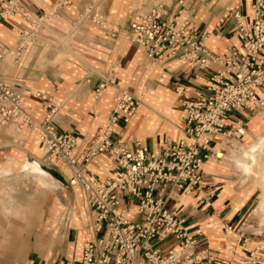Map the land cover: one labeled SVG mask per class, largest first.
Wrapping results in <instances>:
<instances>
[{
  "label": "crops",
  "instance_id": "crops-1",
  "mask_svg": "<svg viewBox=\"0 0 264 264\" xmlns=\"http://www.w3.org/2000/svg\"><path fill=\"white\" fill-rule=\"evenodd\" d=\"M21 1L34 15L47 14L50 19L44 22L39 43H32L18 61L5 56L0 62V75L23 96L35 121L49 118L58 131H71L80 151L88 150L100 137L122 90L133 93L140 105L128 123L114 125V139L125 140L130 149L140 143L156 154L171 144L192 142L184 129L186 116L181 99H196L207 93L208 80L221 65L202 68L188 60L147 57L131 39L130 24L138 13L160 7L166 21L187 25L196 33L207 32V47L222 57L232 48H242L233 15L236 6L241 7L246 28L252 24L253 0H229L226 4H221L222 0ZM27 29L29 22L18 17L1 21L0 50L14 45ZM114 75L119 86L113 82ZM259 93L264 98V89ZM237 119L243 121L244 135L211 137L212 149L224 155L218 152V157H209L202 167L205 190L210 195L207 201L195 191L186 193L172 184L162 191L157 185L155 191L167 199L169 209L185 219L188 233L198 238L197 249L209 250L218 258V264H247L252 253L264 259V242H258L244 229L250 197L234 181L230 156L262 128L258 121H264V108L233 112L227 124ZM36 134L27 126L17 133L11 123L0 121V145L12 147L18 140L24 145L9 152L8 157L0 153V174L20 170L21 175L52 190L44 195L43 213L29 233H13L11 220L5 223L4 233L0 230V264H78L86 244L104 232L97 233L93 228L94 214L85 189L70 184L71 168L50 161ZM31 155L59 167L63 182L58 179L59 173L57 177L40 173L37 164L53 167L34 159L19 161ZM29 168L33 172L24 173ZM118 168L111 155L100 153L85 166L84 174L87 179L105 181ZM120 197L127 209L126 217L140 221L137 200L126 192H120ZM160 243L164 251L180 248L174 237ZM259 248L263 250L257 252Z\"/></svg>",
  "mask_w": 264,
  "mask_h": 264
},
{
  "label": "built area",
  "instance_id": "built-area-1",
  "mask_svg": "<svg viewBox=\"0 0 264 264\" xmlns=\"http://www.w3.org/2000/svg\"><path fill=\"white\" fill-rule=\"evenodd\" d=\"M251 11L252 24L248 29L241 7H235L233 15L242 48H232L224 57L207 47V32L196 33L187 25L176 26L166 21L160 7L138 13L131 22V39L149 58H178L202 68L221 65L209 78L207 93L196 99H181L186 116L184 129L192 142L171 144L160 154L140 143L130 149L125 140L113 138L114 125L128 123L140 105V100L128 90H122L117 97L100 137L88 150L80 151L71 131H58L49 118L35 121L23 96L0 75L1 123L37 129L48 159L68 165L72 170L70 184H80L85 189L94 214L93 228L97 233L104 232L86 244L78 264H218V258L209 250L197 249L198 238L188 233L185 219L169 209L167 199L155 191L157 185L162 186V191L172 184L186 193L195 191L207 201L210 195L201 170L209 157H218L211 147L212 135H244L242 119L227 124L230 114L264 108V98L259 93L264 89V0H253ZM11 17L28 21L29 29L22 31L14 45L0 50V62L7 55L18 61L32 43H39L44 22L50 19L47 14L34 15L21 0L0 2V22ZM114 78L119 86L117 76ZM100 153L111 155L119 168L105 181L87 179L84 168ZM120 192L137 200L140 221L126 217ZM169 236L179 241V249H162L160 242ZM247 264H264V259L252 253Z\"/></svg>",
  "mask_w": 264,
  "mask_h": 264
},
{
  "label": "rangeland",
  "instance_id": "rangeland-1",
  "mask_svg": "<svg viewBox=\"0 0 264 264\" xmlns=\"http://www.w3.org/2000/svg\"><path fill=\"white\" fill-rule=\"evenodd\" d=\"M158 1L159 0H156V2ZM227 2H229V0H222L221 4H226ZM9 58L12 57L9 55ZM262 121L263 120L258 121L259 124L262 125V128H259V130L254 132L251 135L250 139L246 141V143L237 146L242 148H237L232 153V155L230 154L232 159L231 163L232 165H234V167L236 159H234L233 157L238 156L239 154L244 155L247 158L254 157L257 160L260 158L264 159V121ZM11 125L17 133L20 131V127L18 125L14 123H11ZM27 128L33 129L37 133V129L28 126ZM15 144L16 145L13 144V146L11 145L13 148L10 146L0 145L1 157H8L9 152H12L14 150L18 151V147H24L21 140H18V143ZM216 152L217 154L218 152L223 154L219 149H217ZM33 159L42 162L47 166L53 167V169L60 175V178L58 177V179L63 182L58 169L59 167H56L49 161H45V159L43 158L40 159L31 155L30 158L19 161H27ZM1 166L2 165H0V167ZM39 166L42 170L47 172L49 176L53 177V175L46 169L47 167H43L40 164ZM238 171L235 167L232 172L234 175V181L238 188L244 189L245 192L248 193L247 196L250 197L251 204L249 214L246 215L244 229L251 237L262 243L264 242V221L260 213L255 210V206L258 202L259 189L257 186L252 185L253 181L251 178L245 181V183H242L243 176L240 174V171ZM32 172L33 170L30 168L24 173L31 174ZM21 174H23V172H19L18 170H12L5 174H0V218L2 223L0 224L1 233H4L5 223H9L10 220V227L13 233L17 232L20 236L25 234L26 232L29 233V231H31V229H33V227L35 226V222L37 221L39 216H41V214L43 213L44 209L42 200H45L44 198L48 191H52L45 189L42 185H39V183L34 180V178Z\"/></svg>",
  "mask_w": 264,
  "mask_h": 264
},
{
  "label": "bare ground",
  "instance_id": "bare-ground-1",
  "mask_svg": "<svg viewBox=\"0 0 264 264\" xmlns=\"http://www.w3.org/2000/svg\"><path fill=\"white\" fill-rule=\"evenodd\" d=\"M237 148L240 149L242 147H237ZM233 158L236 159L235 160V167H236L237 171L239 170L240 174L243 176L242 183H245V181H247L249 178H251L253 181L252 185L257 186L259 189L258 202L255 206V210L258 213H260V215L263 217V221H264V159L260 158L257 160L254 157L247 158L246 156L240 155V154L238 156H234ZM30 167H32V166H30ZM37 167L40 170V173L48 175L47 172L42 170L38 164H37ZM46 169L52 175H54L56 177L58 176L57 172H55L54 170L49 169V168H46Z\"/></svg>",
  "mask_w": 264,
  "mask_h": 264
}]
</instances>
